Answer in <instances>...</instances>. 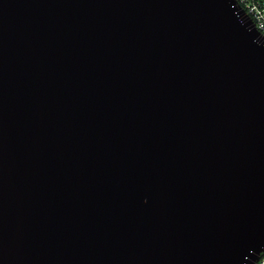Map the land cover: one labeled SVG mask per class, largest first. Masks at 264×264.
I'll return each instance as SVG.
<instances>
[{
	"label": "water",
	"instance_id": "obj_1",
	"mask_svg": "<svg viewBox=\"0 0 264 264\" xmlns=\"http://www.w3.org/2000/svg\"><path fill=\"white\" fill-rule=\"evenodd\" d=\"M264 37L235 0H0V264H257Z\"/></svg>",
	"mask_w": 264,
	"mask_h": 264
},
{
	"label": "built area",
	"instance_id": "obj_2",
	"mask_svg": "<svg viewBox=\"0 0 264 264\" xmlns=\"http://www.w3.org/2000/svg\"><path fill=\"white\" fill-rule=\"evenodd\" d=\"M236 6L247 13L257 29L264 37V0H235ZM257 264H264V254H262Z\"/></svg>",
	"mask_w": 264,
	"mask_h": 264
}]
</instances>
